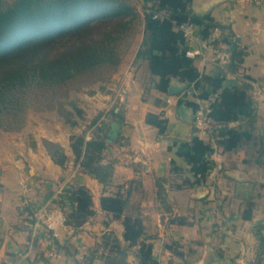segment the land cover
Here are the masks:
<instances>
[{
  "label": "crops",
  "instance_id": "0c3cea01",
  "mask_svg": "<svg viewBox=\"0 0 264 264\" xmlns=\"http://www.w3.org/2000/svg\"><path fill=\"white\" fill-rule=\"evenodd\" d=\"M191 7L197 14H210L244 47L241 65L235 72L226 71L224 83L252 79L250 91L257 103V125L264 137V0L247 4L236 0H193ZM140 39L141 36L124 70H116L103 90H96L102 99L107 132L113 122L120 124L115 139L108 141L107 135L102 152V163L112 164L108 184L104 186L83 172L71 148L64 150L68 156L64 168L49 155L41 159L42 178H60L62 183H0V264H139L137 247H128L123 239L122 221L111 219L100 206L102 195L117 193L128 197L126 213H142L146 236L159 264L252 262L257 223L264 222V169L254 163L250 152L216 147L210 155L214 163L205 184L171 189L166 182L170 211H165L157 200L156 177L168 175L172 158L182 162L175 154V140L179 143L187 135L192 137L196 127L194 112L178 104L180 95L157 90L147 62L134 61ZM228 48L226 45L227 51ZM196 63L208 75L221 69L218 65ZM171 83L183 82L172 78ZM188 95L195 99L192 91ZM195 100L201 109L207 106L206 101ZM111 110L118 117L107 116ZM149 112L167 119L164 133L146 123ZM186 174L193 179L192 174ZM77 186H85L92 195V217L76 229L66 225L56 236L37 225L35 212L41 205L53 203L65 188ZM202 191H206L205 195L198 197ZM248 205L252 206L249 219L243 216ZM30 210H34L33 214ZM178 217L181 223L171 222ZM110 231L118 237L124 253L110 252L109 244H103V235Z\"/></svg>",
  "mask_w": 264,
  "mask_h": 264
},
{
  "label": "trees",
  "instance_id": "16d2710c",
  "mask_svg": "<svg viewBox=\"0 0 264 264\" xmlns=\"http://www.w3.org/2000/svg\"><path fill=\"white\" fill-rule=\"evenodd\" d=\"M192 1L141 0L139 9L130 0H13L6 6L0 0V118L16 115L21 109L20 94L26 90L62 85L103 66L118 65L121 44L142 25L134 61L147 62L151 81L160 92H168L172 78L189 83L186 89L176 93L180 95L178 104L195 113L201 109L195 99L206 101L207 106L202 110L209 118L207 137H200L194 128L190 140L179 143L175 140V154L182 162L172 158L168 175L156 177V198L164 210H171L165 183L168 182L171 189L205 184L214 163L210 155L216 147L222 151L244 149L246 154L250 152L254 163L264 169V137L257 125V103L250 91L252 79L245 77L241 83H224L226 71L238 70L245 49L228 28L210 14L195 13ZM155 13L159 16L153 18ZM182 23L196 25L203 37L214 27L221 28L222 35L215 44L229 46L227 64L214 74L202 73L196 60L185 56L187 46L178 29ZM189 91L195 99H189ZM70 104L72 109L65 110V115L74 126L77 121L73 115L82 118L84 111L74 102ZM101 115L103 112L91 123L96 126L90 138L72 134L69 139L80 169L105 186L112 175V164L102 163L108 124L100 120ZM106 115L118 117L113 110ZM145 121L160 133L167 129V119L160 114L149 112ZM234 122L237 124L231 125ZM45 143L52 161L64 166L68 156L63 148L49 140ZM186 172L192 174L193 179ZM53 202L62 208L65 224L74 229L95 214L92 195L85 186L65 188ZM127 204L128 197L120 193L100 197L102 210L111 219L122 221L123 239L128 247H137L139 264H159L152 254L153 244L146 236L142 213H126ZM251 212L252 206H246L244 218L249 219ZM170 220L182 222L179 217ZM103 238L110 252H125L112 231ZM256 238L255 255L250 264H264L263 221L257 223Z\"/></svg>",
  "mask_w": 264,
  "mask_h": 264
},
{
  "label": "rangeland",
  "instance_id": "374dc122",
  "mask_svg": "<svg viewBox=\"0 0 264 264\" xmlns=\"http://www.w3.org/2000/svg\"><path fill=\"white\" fill-rule=\"evenodd\" d=\"M12 1L3 0V5ZM130 1L140 9L141 0ZM141 26L138 25L135 32L121 44L122 54L118 65H106L62 85L32 88L20 94L21 109L16 111L15 116L0 118V183H62L60 178L52 181L42 178L39 173L42 157L49 155L45 140L57 143L65 150L71 148L69 137L72 134H84L87 139L92 136L96 125L91 123L103 112L102 99L96 90L101 92L116 70H124L141 36ZM71 101L84 111L82 118L73 115L72 118L77 121L74 126L70 125L65 115V110L72 109ZM100 120L104 121L103 116ZM55 208L61 207L54 202L41 205L35 215L42 210ZM38 224L45 228L39 220Z\"/></svg>",
  "mask_w": 264,
  "mask_h": 264
},
{
  "label": "built area",
  "instance_id": "2783aa9c",
  "mask_svg": "<svg viewBox=\"0 0 264 264\" xmlns=\"http://www.w3.org/2000/svg\"><path fill=\"white\" fill-rule=\"evenodd\" d=\"M241 4L255 3L258 0H236ZM159 14L152 15L153 18L158 17ZM181 31L185 44V56L199 61L202 64H213L224 67L229 58V52L221 46L215 44V41L222 35V29L214 27L211 33L203 37L199 33V28L192 23H182L178 26ZM169 102L170 99H167ZM194 125L197 128V133L200 137L207 136V127L209 125V118L202 110H198L193 115ZM37 219L41 221L44 227L53 235H57L61 228L66 226L65 214L61 208L50 210H42Z\"/></svg>",
  "mask_w": 264,
  "mask_h": 264
},
{
  "label": "water",
  "instance_id": "95a60500",
  "mask_svg": "<svg viewBox=\"0 0 264 264\" xmlns=\"http://www.w3.org/2000/svg\"><path fill=\"white\" fill-rule=\"evenodd\" d=\"M189 86V83H181V84H173L171 83L168 87V93L169 94H175L178 93L180 91H183L184 89H186ZM120 124L118 122H113L111 124V127L109 129V131L107 132L108 135V141H112L113 139H115L118 135V130H119ZM191 137L190 136H186L184 140L188 141L190 140ZM206 193V191H202L198 193V197H202L204 196Z\"/></svg>",
  "mask_w": 264,
  "mask_h": 264
}]
</instances>
